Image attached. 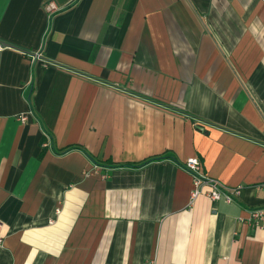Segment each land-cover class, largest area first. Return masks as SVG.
<instances>
[{
    "label": "crops",
    "instance_id": "1",
    "mask_svg": "<svg viewBox=\"0 0 264 264\" xmlns=\"http://www.w3.org/2000/svg\"><path fill=\"white\" fill-rule=\"evenodd\" d=\"M263 183L264 0H0V264H264Z\"/></svg>",
    "mask_w": 264,
    "mask_h": 264
},
{
    "label": "built area",
    "instance_id": "2",
    "mask_svg": "<svg viewBox=\"0 0 264 264\" xmlns=\"http://www.w3.org/2000/svg\"><path fill=\"white\" fill-rule=\"evenodd\" d=\"M45 9L50 13H54L59 10L58 5L54 2H48L45 4ZM42 53L37 52L32 55V61L42 60L45 65L48 64L47 61L42 59ZM21 120H27V114L21 115ZM47 135V140L44 142V146H52L53 140L50 134ZM185 168L191 174L193 179V189L191 191V202H193L199 195L206 194L209 198L214 201L225 200L228 203L234 202L242 193L243 186L239 185L237 187H229L222 183L219 179L208 176L203 171V163L198 157H191L185 161ZM258 188H264V183L258 185ZM206 188V189H205ZM264 215V208H253L250 209V219L254 221L257 225L259 220ZM2 237L0 235V242Z\"/></svg>",
    "mask_w": 264,
    "mask_h": 264
}]
</instances>
